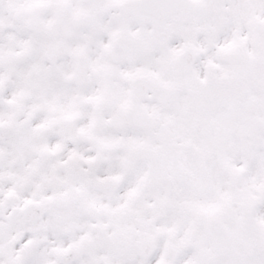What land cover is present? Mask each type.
<instances>
[{
    "label": "snow or ice",
    "instance_id": "obj_1",
    "mask_svg": "<svg viewBox=\"0 0 264 264\" xmlns=\"http://www.w3.org/2000/svg\"><path fill=\"white\" fill-rule=\"evenodd\" d=\"M0 264H264V0H0Z\"/></svg>",
    "mask_w": 264,
    "mask_h": 264
}]
</instances>
